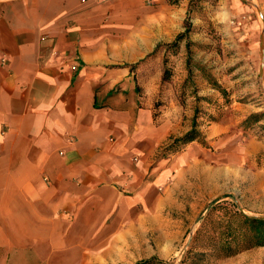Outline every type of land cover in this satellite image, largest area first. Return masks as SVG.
I'll return each instance as SVG.
<instances>
[{
	"label": "crops",
	"instance_id": "1",
	"mask_svg": "<svg viewBox=\"0 0 264 264\" xmlns=\"http://www.w3.org/2000/svg\"><path fill=\"white\" fill-rule=\"evenodd\" d=\"M184 8L170 0H0V264L171 255L187 228V172L250 158L264 169V141L237 152L210 148L231 126L200 121L196 110L214 92L200 70L197 89H164L163 53L154 51L180 32L171 13L181 18ZM175 60L185 77L187 56ZM194 121L193 138L168 149ZM197 181L208 194L219 188L217 179Z\"/></svg>",
	"mask_w": 264,
	"mask_h": 264
},
{
	"label": "rangeland",
	"instance_id": "2",
	"mask_svg": "<svg viewBox=\"0 0 264 264\" xmlns=\"http://www.w3.org/2000/svg\"><path fill=\"white\" fill-rule=\"evenodd\" d=\"M170 1L184 3L185 12L180 13L182 17L179 18L174 12L171 13V18L178 19L180 32H183L185 18L188 17L191 30L187 39L182 40L174 50L167 45L175 40L178 33L171 42L158 44L159 53H163L162 68L166 69L165 80L162 82L164 89L184 87L189 91L192 86L195 87L192 83L197 68L191 63L192 73L185 72L184 77L177 70L179 68L175 60L179 54L188 56L186 43L190 41L191 61L202 66L198 70L203 84L214 89L211 99H203L199 104L201 108L196 110L199 112L198 116L203 117L200 121H226L231 126L229 137L218 136L210 148L217 152H237L244 150L249 140L262 143L264 135H261L263 129L260 126L264 125V0ZM213 82L223 88L222 93L214 88ZM180 96L183 101L184 92ZM252 113L260 114L262 118L258 120L260 122L247 127L245 121H254L253 117L250 118ZM240 160L235 161L233 167H226L220 161L219 167L203 165L198 174L197 171L194 174L186 173L185 182L190 188H186L180 197L183 196L187 203H191L190 206L187 204L186 213L181 216L185 218L184 226L187 228L181 231L171 255L158 256L164 264H180L203 218L226 217L232 211L264 217V169L256 164V159ZM255 173L260 179L254 186ZM197 176L217 179L219 188L211 192L207 190L209 194L203 186L199 190ZM206 202L209 204L207 207ZM198 244L201 245L198 242L195 249L199 248ZM210 264H264V246L251 248L231 257L212 256Z\"/></svg>",
	"mask_w": 264,
	"mask_h": 264
},
{
	"label": "trees",
	"instance_id": "3",
	"mask_svg": "<svg viewBox=\"0 0 264 264\" xmlns=\"http://www.w3.org/2000/svg\"><path fill=\"white\" fill-rule=\"evenodd\" d=\"M185 30L177 34L175 40L168 44L169 48L176 49L182 40L187 39L188 33L191 30V24L189 23L188 17L185 18ZM187 66L189 72L191 69L190 64L192 63L197 69H202V66L198 62L191 61L190 58V41H187ZM160 46V45H159ZM155 48V53L159 52V47ZM166 69L163 70L162 79L165 80ZM214 88L219 92H223V88L213 82ZM202 98V97H198ZM254 118V121H246L248 126L252 123L261 120L260 114H251L250 118ZM197 123L193 122L192 129L187 132L184 136L173 139L168 149H176L181 143L188 142L197 133L195 126ZM263 129L264 125L260 126ZM264 158V153L259 156V159ZM200 227L196 230L192 244L187 249L185 255L180 261V264H210V257H231L235 256L243 251L249 250L255 247L264 246V217H254L242 214L240 212H230L226 217L218 218H203ZM206 221V224H204ZM198 249H195L196 244ZM134 264H164V261L159 259L157 256H152L147 259H142Z\"/></svg>",
	"mask_w": 264,
	"mask_h": 264
}]
</instances>
